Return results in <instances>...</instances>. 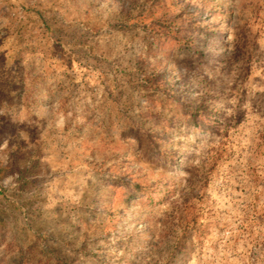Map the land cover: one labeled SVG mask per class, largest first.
<instances>
[{"label":"rangeland","instance_id":"374dc122","mask_svg":"<svg viewBox=\"0 0 264 264\" xmlns=\"http://www.w3.org/2000/svg\"><path fill=\"white\" fill-rule=\"evenodd\" d=\"M0 264H264V0H0Z\"/></svg>","mask_w":264,"mask_h":264},{"label":"trees","instance_id":"16d2710c","mask_svg":"<svg viewBox=\"0 0 264 264\" xmlns=\"http://www.w3.org/2000/svg\"><path fill=\"white\" fill-rule=\"evenodd\" d=\"M3 173V170L0 169V179H1V174Z\"/></svg>","mask_w":264,"mask_h":264}]
</instances>
